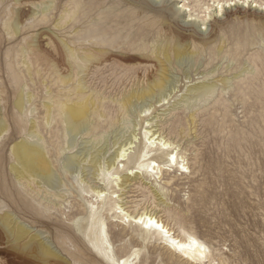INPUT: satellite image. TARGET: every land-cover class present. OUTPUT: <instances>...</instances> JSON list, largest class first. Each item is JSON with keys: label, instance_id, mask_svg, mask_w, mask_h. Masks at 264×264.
<instances>
[{"label": "rangeland", "instance_id": "374dc122", "mask_svg": "<svg viewBox=\"0 0 264 264\" xmlns=\"http://www.w3.org/2000/svg\"><path fill=\"white\" fill-rule=\"evenodd\" d=\"M30 1L32 0H19L17 3L15 0H0V118L8 126V130L0 138V214L7 211L13 212L15 216L17 214L21 220L30 222L32 225L35 220L25 209L26 203L21 202L19 205V202H16V195L18 197L19 195L16 192V179L11 171L13 162L11 149L23 135L21 129L19 131L16 129L19 113L15 101L20 94L24 95L26 111H30L26 113L28 119L33 116L36 118L39 115L38 112L44 111L43 100L48 92L46 89L49 87L56 92L61 90L59 81L51 82L55 72L46 61V51L49 48L52 50L54 45L49 37L59 34V37L67 39V36L75 34L70 33L72 28L69 26L70 23L63 26H67L66 29H56L50 20L52 15L47 17L48 19L34 17L33 13L41 8L39 6H43L49 0H33L36 6ZM68 1L70 0H64L63 3ZM105 1L104 6L113 5L111 0ZM178 1L130 0L131 3L127 1L116 3L114 13L121 17H115L118 19L117 22L115 20L110 22V25L124 31L123 40L126 39L125 41L129 42L128 47L141 43L143 36L139 38L137 33L142 28L147 27V24L153 20L163 18H167L175 28L186 33L195 32L200 37L215 34L212 38L213 42L208 47L199 42L192 43V49L198 52L193 59L170 66L177 86L175 91L166 98L163 106H156L155 100L159 97L154 96L145 103H136L135 113L133 110L122 111L116 101H113V98L118 99L125 93L123 91H128L137 84L145 85L149 78L156 75L158 66L154 60L141 57L143 61L141 64L127 65L121 62L119 57L114 56L111 61L101 66H94L86 78V85L98 91L94 92L96 103L105 108V116L100 120L107 124L103 130V135H108L107 152L113 151L112 143L117 138L114 134L119 126L131 125L129 121L134 115L137 116L142 105L151 104L150 113L155 116L153 128L159 129L166 138L175 139L178 142L181 150L188 156L192 171L190 177H179L173 186L165 187L162 197L166 202L159 199L161 196L153 194L152 190L158 187L154 180L148 177L143 179V187H140V183L120 187L122 189L118 192L121 194L118 202L123 207L138 206L141 210L154 209L159 215H163L165 219L175 224L176 228L180 229L182 226L187 231L194 232L208 246L209 256L216 264H264V0H230L232 5H226L223 8H217L215 3L211 10L205 12L207 15L203 13L201 15L205 16L193 18V20L189 19L183 10L181 12L177 10L183 3L188 4V1H181L179 4ZM189 2V7L195 5V1ZM144 7L147 8L144 9ZM14 9L16 13L19 11L23 22L19 33L8 35L2 21L8 18ZM92 14L99 17L96 11ZM58 15L60 16L59 12L55 16L58 18ZM91 18H87L86 25H93L89 22ZM133 19L135 23L131 22ZM84 21L82 20V23ZM153 28L154 31L147 39H143V43L148 44L153 37L159 36L158 38L164 39L167 35L171 36L169 28L161 30L158 25ZM144 31L146 32L147 29ZM133 32L137 34L136 37L133 36ZM56 41L58 43V37ZM220 45L224 46L221 51ZM22 50L25 51L24 55ZM20 52L22 54H19ZM140 54L146 55L148 50L141 51ZM22 55L30 64L31 72L23 63ZM113 58L116 63L120 60L124 65L134 66L136 69L133 75L129 73L121 78V69H116ZM61 68V72L67 71L66 67ZM222 78L227 80L226 84L220 82ZM207 79L217 80L216 85L220 84V86H216L214 92L204 96L199 95L198 92H189L188 89L192 85ZM22 90L25 92H21ZM29 95L31 97H28ZM32 100L34 103L31 105ZM35 106L37 110H34ZM40 116L42 117L43 114ZM41 117L38 118L40 121ZM135 117L133 118L136 121L140 119ZM98 119V115L92 116L91 128ZM58 120L59 117L52 124L55 125L53 131L57 136L52 137L48 131L43 132L45 138H49L47 146L51 144L55 148L58 145L67 146L62 129L60 132L57 131L62 126ZM130 132L131 127H126L118 136L119 140L122 139L121 137L129 136ZM89 137L87 134L78 136L74 146L68 149L65 146L60 157L55 152L59 157L54 156L59 160L57 164L62 165V157L65 158L68 154L76 150L80 151L84 145H88L86 141ZM103 165L108 167L106 162ZM59 169L56 179L59 181L58 176H60V180L64 183L59 185L57 181V187L52 193L41 194V199L40 196L37 197L35 204L48 206L57 219H64L67 222L72 219L77 220L85 216L86 210L73 183L77 185L76 179L81 175L82 179L86 178L87 185L95 184L98 179L93 178L88 164L86 169H83V165L82 167L79 165L78 171L74 169L76 170L74 174L68 173L70 179L65 177L61 166ZM68 188L70 192L66 193L64 199L67 200L63 203V198L59 197V199L55 196V191L56 194H60L59 191L65 192ZM43 200L44 202L41 203ZM131 207H126V210L128 208L131 210ZM106 221L116 257L131 254L134 247H142L137 242L129 241L130 236L120 238L116 219L106 215ZM36 228L33 227L34 230ZM50 231H52L51 228ZM50 231L43 234L53 242L61 252L60 255L72 260L73 256L71 257L70 252L57 242ZM12 242H14L12 237L0 229V264H42L16 251V246ZM70 244L73 250L76 248L78 252H81L84 264H103L93 255L78 250L77 247L80 244L77 241L67 245ZM154 245L143 247L133 264H189L172 255L163 243L157 242Z\"/></svg>", "mask_w": 264, "mask_h": 264}, {"label": "bare ground", "instance_id": "6f19581e", "mask_svg": "<svg viewBox=\"0 0 264 264\" xmlns=\"http://www.w3.org/2000/svg\"><path fill=\"white\" fill-rule=\"evenodd\" d=\"M111 1L113 5L106 7L104 6L105 0H70L66 3H63L64 0H49L46 3L44 2L43 6H39L41 8L38 12L35 11L36 9L34 10L36 13L34 12L33 14L34 17L37 16L36 19L38 17L46 19L52 15L50 20H52V24H54L56 29H66L67 26H63L70 23L69 26L72 27L70 33L76 36H67L68 38L65 39L59 37V34L57 36L49 35V39L54 45L52 50L49 48L46 51V61L54 68L55 72L51 82L54 80L55 83L59 81L61 90L56 92L55 89L49 87L46 89L48 92L46 91L47 94L43 100L44 111L38 112L39 115L37 114L36 118H33V116L28 119L24 95L20 94L15 101V106L18 108L19 113V117L16 119V129L18 131L21 129L23 134L21 135V140H14L16 143L11 149L13 156L11 171L16 179V192L19 195V197L16 195V202H19V205H21V202L26 203L25 209L31 213L30 217L32 216L35 221L33 220L34 222L32 221L31 225L30 222L21 220L17 214L15 216L13 212L7 211L0 214V229H3L12 237L14 240L12 243L16 246V251L22 252L42 264H84L82 261L84 257L80 255L81 252H78L76 248L73 250L72 244L67 245L73 241H77L80 244L77 247L78 250L80 249L93 255L103 264H133L143 247L153 246L157 242L163 243L164 247L172 255L186 263L216 264L214 259L209 256L208 246L194 232L187 231L182 226L180 229L176 228L175 224H172L169 219H165L163 215H159L154 209L148 210L145 208L141 210L138 206H126L132 208L131 210L129 208L126 210V207L119 204L118 198L121 194L118 192L122 189L120 187L136 183H140V187H143L142 182L145 177L154 180L158 188L152 190L153 194L161 196L159 199L165 201V198L162 197V195L164 196L162 191L165 190L166 186H173L175 180H178L179 177L191 176L192 171L189 166L188 156L181 150L175 139L166 138L161 131L159 132V129L153 128L155 127L153 121L155 116L150 113L151 104H148V106L143 104L140 111H137L136 117L131 115L135 118H140L139 120L136 121L132 117L130 121L128 120L131 125H125L124 127L118 125L119 128L114 134V137L117 138L112 143L113 151L111 153L107 152V147L109 146L108 135H103V130L107 124L100 120L105 116V108L104 106H99L94 99V92L98 91L86 85V78L91 69L94 66H101L111 61L114 56L119 57L121 62H125L127 65L141 64L143 62L141 57H145L146 60H154L157 63L158 73L149 78L145 85L137 84L130 90L123 91L125 93L119 98L117 97L118 99L113 98V101H116L122 111L131 112L133 110L135 112L136 103H145L149 98L158 96L159 98L155 97L156 106H163L166 98L175 91L177 86L174 83L175 78L172 75L170 66L173 67L176 63L182 64L190 58L193 59L198 52L192 49V43L199 42L208 47L213 42L212 38L215 34L209 37H200L195 32L186 33L175 28L167 18H163L153 20L145 28L141 27L142 29L137 34L139 38L143 36L142 41L137 46H135L136 44L134 47L132 45L131 48L128 47L129 42L125 41L126 39L123 40L124 31L117 29L114 25H110L111 21H116L118 20L117 18L121 17V15H115L114 5L123 1L131 2L130 0ZM181 1H188V4L186 2L183 3L177 10L179 12L183 10V13L189 19L192 18L191 20L205 16L201 14L209 9L211 10L215 3H217V8L232 5L229 2L230 0H193L195 5L189 7L190 0H179L177 3L179 4ZM15 2L19 3V0H15ZM32 5H35V3ZM196 7L198 9H195ZM95 11L99 17L92 14ZM58 12L60 16L58 15L59 17L57 18L55 15ZM89 17H92L89 22L93 25L88 26L86 24ZM134 19L131 22L135 23ZM82 20L85 21L82 23ZM2 22L7 34L12 35L13 33H19L23 21L19 11L16 13L14 9L9 14V17L3 19ZM155 25L160 26L161 30L169 28L171 36L167 35L164 39L162 37L158 38L159 36L157 38L153 37L151 42L148 39V44L143 43V39H147L149 34L154 31L153 26ZM145 29H147L146 32L144 31ZM199 29L201 30L200 26ZM9 30H11L10 33ZM133 34L136 37L137 34L135 32ZM57 37L58 43L56 41ZM223 48V45L219 46L220 51ZM147 50L148 54H140L141 51L145 52ZM22 51L24 55L25 51ZM19 54L22 53L20 52ZM22 61L27 66V70L31 72V66L28 61L24 58ZM118 62L116 63L114 60L116 69H121V78L129 75V73L133 75L136 69L134 66L124 65L120 60ZM61 67H66L67 71L61 72ZM59 71L60 74L57 76ZM207 80L192 85L188 89L189 92H198L199 95L202 94L204 96L214 92L216 86H220V84L216 85L217 80ZM221 81L224 84L227 82L225 78H222ZM21 92L25 91L22 90ZM31 95L28 97H31ZM33 103L34 101L31 105ZM35 109L37 110V107ZM41 114H43L42 117L40 116ZM93 115H98L99 119L91 128ZM40 117L41 121L38 119ZM57 117H59L58 122L60 121L62 125L57 131L60 132V129H62L66 137L65 143H67V146L58 145L55 148L52 144L47 146V139L49 138L46 139L43 132L48 131V133L52 134V137L57 136L53 131L55 125H52L57 120ZM126 127H131L130 135L126 138L121 137L122 139L119 140L118 136ZM7 130L8 126L0 118V138ZM84 134L90 136L89 140L86 141L88 145H84L80 151L76 150L68 154L65 158L62 157V165L57 164L59 162L55 158L57 154L60 157L65 146L66 149L74 146L76 138ZM138 134H140V137H138ZM61 135L63 136V134ZM112 147L110 146V148ZM107 153L110 154L106 156ZM58 156L57 158H59ZM105 162L107 163V168L103 165ZM87 164L93 174V178L98 179V181L93 185H87L86 178L82 179L81 175L76 179L77 185L73 183L78 195L83 200L82 206L86 210L85 216L77 218V220L72 219V222H67V220L54 217L49 207L45 206L46 204L44 205L45 207L40 203L35 204L37 197L40 196L39 198L41 199V194L48 195L57 187V183L59 185L64 183L60 180V176H58L59 181L56 179L60 166L64 169L65 177L70 179L68 173H75L79 165L81 167L83 165V169H86ZM68 190L65 192L59 191L60 194H56L57 192L55 191V196L63 198L62 202L65 203L67 199H64V197L66 193L70 192V188ZM45 195L43 196L44 198ZM43 202L44 200L41 203ZM106 215L116 219L119 226L118 234L121 239L130 236L129 241L132 243L137 242L142 247H134L132 248V253L130 252L131 254L116 257L109 238ZM33 227H37L36 230ZM50 228L52 231H50ZM47 231L52 232L57 242L65 247L66 251L70 252L71 257L73 256L72 260L60 255L61 252L58 251L53 242L48 239V236L43 234Z\"/></svg>", "mask_w": 264, "mask_h": 264}]
</instances>
